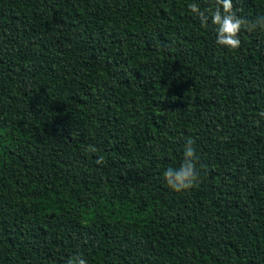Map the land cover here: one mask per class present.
<instances>
[{"label":"trees","instance_id":"16d2710c","mask_svg":"<svg viewBox=\"0 0 264 264\" xmlns=\"http://www.w3.org/2000/svg\"><path fill=\"white\" fill-rule=\"evenodd\" d=\"M192 2L0 0V264H264V31Z\"/></svg>","mask_w":264,"mask_h":264},{"label":"clouds","instance_id":"9594fccd","mask_svg":"<svg viewBox=\"0 0 264 264\" xmlns=\"http://www.w3.org/2000/svg\"><path fill=\"white\" fill-rule=\"evenodd\" d=\"M215 8L207 9L208 15L201 11L197 3H188V10L199 16L201 26H206L209 19L215 25L216 43L225 48L235 50L241 45L239 33L242 28L253 31L259 28L264 31V16H258L253 21H248L237 15L234 11L233 0H214ZM195 140L188 138L184 146L183 160L179 168L169 167L163 172L164 180L168 187L176 192L191 189L198 183L199 175L197 171V160ZM89 151L96 152L95 146H89ZM97 164L104 163V157L100 156L96 160ZM66 264H87L82 255L70 257Z\"/></svg>","mask_w":264,"mask_h":264}]
</instances>
